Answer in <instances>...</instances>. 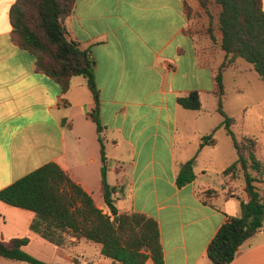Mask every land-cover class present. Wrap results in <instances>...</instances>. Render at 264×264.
Returning a JSON list of instances; mask_svg holds the SVG:
<instances>
[{
  "label": "crops",
  "instance_id": "0c3cea01",
  "mask_svg": "<svg viewBox=\"0 0 264 264\" xmlns=\"http://www.w3.org/2000/svg\"><path fill=\"white\" fill-rule=\"evenodd\" d=\"M15 3L0 0V191L54 163L110 213L96 197L99 192L103 199L101 135L119 211L158 222L165 264H212L208 247L228 219L240 216L244 200L243 191L222 175L238 155L225 129H217L224 117L218 112L215 76L226 58L216 29L219 10L213 17L190 19L185 7L200 11L198 0H76L66 28L96 61L100 134L87 79L75 77L64 94L36 71L34 56L13 43ZM212 23L216 41L208 32ZM249 65L239 59L225 71L226 89L230 71L240 81L249 72L257 86L260 77ZM242 88L240 82L235 93ZM193 92L200 94L203 111L178 103ZM238 100L227 93L224 111L244 118V124L247 110L238 116L232 106ZM215 129L214 143L201 147ZM263 152L262 145L264 160ZM194 158L196 179L179 187L181 168ZM34 218V212L0 201V239L29 238L24 250L49 264H112L100 244L86 239L58 248L31 231ZM13 263L18 261L0 258V264ZM146 264L155 263L149 258ZM231 264H264V228Z\"/></svg>",
  "mask_w": 264,
  "mask_h": 264
},
{
  "label": "trees",
  "instance_id": "16d2710c",
  "mask_svg": "<svg viewBox=\"0 0 264 264\" xmlns=\"http://www.w3.org/2000/svg\"><path fill=\"white\" fill-rule=\"evenodd\" d=\"M198 2L200 11L186 5L188 18L201 17L204 13L213 17V11L218 9L216 29L222 35L220 46L226 54L215 76L218 112L224 117L217 129L224 128L232 138L238 159L222 175L231 182L242 177L244 183L240 216L228 219L208 247L212 264H231L242 245L264 228V160L261 142L235 131L244 118L231 117L224 111L227 94L224 73L241 59L252 65L264 82V0ZM75 6L76 0H16L10 10L12 40L21 50L34 56L36 71L59 85L64 94L70 91L75 77L87 79L95 104L92 116L101 134L96 61L89 50L69 38L66 28ZM216 29L212 23L208 30L213 41H216ZM178 103L188 110H204L198 92L179 98ZM217 129L203 137L201 147L214 143ZM100 142L101 193L110 213L99 209L93 198L54 163L1 190L0 201L34 212L31 231L62 250L86 239L100 244L101 254L112 260V264H146L149 258L155 264H165L158 222L145 214L124 213L117 208L114 197L117 188L108 182L109 160L102 138ZM194 163L195 158L181 168L177 177L179 187L196 179ZM29 243V238L0 239V258L26 264H49L24 250Z\"/></svg>",
  "mask_w": 264,
  "mask_h": 264
},
{
  "label": "rangeland",
  "instance_id": "374dc122",
  "mask_svg": "<svg viewBox=\"0 0 264 264\" xmlns=\"http://www.w3.org/2000/svg\"><path fill=\"white\" fill-rule=\"evenodd\" d=\"M251 67V71L254 72L253 74H257L254 67L249 65ZM238 73V72H237ZM258 78V77H257ZM259 79V78H258ZM254 75L253 77L250 76L249 72H244L242 80H237L236 72L230 71V73L227 72L226 75V86H227V93L230 94V100L233 98H240L239 103L236 104V101L232 102V106L234 109L240 111L238 112V116L242 115V113L247 110L246 116H245V123L240 124L235 127V131L239 134H247L252 137H255L258 139L261 144L264 147V83L261 79H259L257 86L254 85ZM241 82L242 85V91L240 94L235 93V88L237 85ZM211 100L213 98L209 97L206 100V103L210 105ZM95 109V104L93 111ZM93 114V112H92ZM101 135L99 136V142H100ZM104 142V141H103ZM105 145V143H104ZM101 142H100V155L102 158L101 153ZM107 156V155H106ZM263 158H264V152H263ZM233 185L232 188L235 190H239L243 188V178L240 177L237 179ZM264 188V185H263ZM212 194H209L208 197H211ZM97 199L99 200V204L104 207V209H108L107 205L105 204L103 199H100L99 192L96 194ZM83 258H80L82 260ZM13 264H25V263H13ZM71 264H77L76 262H71Z\"/></svg>",
  "mask_w": 264,
  "mask_h": 264
}]
</instances>
